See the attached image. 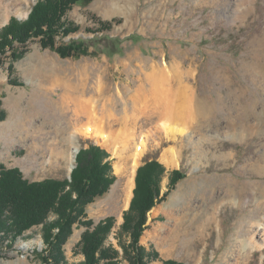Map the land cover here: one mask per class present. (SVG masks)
I'll return each mask as SVG.
<instances>
[{
  "label": "rangeland",
  "instance_id": "obj_1",
  "mask_svg": "<svg viewBox=\"0 0 264 264\" xmlns=\"http://www.w3.org/2000/svg\"><path fill=\"white\" fill-rule=\"evenodd\" d=\"M37 1L0 0L4 7V10L0 9V28L12 16L26 19ZM236 4L237 8H246L248 0H92L88 5H74L66 18L81 29L68 36L58 35V45L105 35L107 32L99 31L100 21L113 20V27L108 31L113 38L104 42L96 40L97 44L90 46L87 55L63 57L56 50L44 47L39 38L31 39L24 46L26 53L21 59L14 60L10 51L4 55L0 66V103L7 117L0 121V168L19 167L27 177L40 180L69 178L80 149L91 143L100 144L80 135L77 139L79 151L70 170L71 130L61 112L68 109L61 104L64 88L71 85L88 89L73 94L84 104L92 100L94 89L98 87L95 99L102 101L99 107L103 121L111 108L120 116L130 108L132 117L137 114L132 106L143 73L170 71L176 80L175 90L180 88L183 95L194 93L193 100L188 98L185 102L184 96L181 100L185 113L176 122L179 128L186 127L188 132L180 142H187L190 134L196 140L202 135L214 136L213 140L208 137L199 148L203 151L198 164L192 159V145L179 142L182 160L175 167L161 161L163 151L172 142L157 145L149 135L148 149L138 169L148 161L161 163L165 172L160 193L161 196L168 193L147 213L146 227L139 239V245L146 251L144 261L146 264H163L169 259L189 264H264V229L257 227L254 243L248 240L246 245L243 241L249 237L250 224L256 218L264 222V206L256 199H250L253 194L257 195V200L264 199L260 191L264 187V173L251 169V159L259 156L264 144V0L254 1L255 9L248 17L234 20L230 18V12ZM241 10L238 12L242 13ZM254 71H260L257 80L253 79ZM230 92L234 94L229 95ZM196 93L218 111L211 123L202 121L205 123L201 130L203 134L194 128ZM247 98L255 102L262 120L251 119L257 123L256 133L254 137L244 139L238 134L239 119L230 123L228 113L236 116L247 105ZM70 110L77 116L74 105ZM143 118L125 129L119 121H112L115 122L113 128L118 132L122 129L125 133L135 131L140 134L152 129L158 120L157 117ZM75 122L87 123L88 120L81 114V120ZM233 127L239 130L235 131ZM101 147L110 154L107 159L115 181L106 193L96 196L87 205L86 218L96 225L107 217H114L105 245L120 251L121 264H130L125 258L130 252L126 254L125 250H132V239L123 224L124 214L135 194L138 169L132 190L130 159H119L112 154L111 148ZM222 151L230 152V157L227 154L218 157ZM116 166L120 167L119 171ZM175 170L181 171L182 176H177L169 190L171 174ZM227 180L234 182L235 190L231 194L234 197L229 198L230 194L221 189L223 181ZM214 204L218 220L206 228L204 238L193 240L196 230L193 228L190 232L192 226H189L190 235L184 234L177 239L172 254L164 252L167 245L162 243L163 233L155 231L153 237L144 239L147 230L174 225L170 215L173 209L183 207L189 213L179 227L183 230L196 220V215L199 220L201 215L213 210ZM154 209L158 210L156 215ZM86 228L75 224L70 239L63 245L67 264L84 260L78 245ZM42 230V225L32 227L11 246L10 239L0 241V264H53L43 258L46 245Z\"/></svg>",
  "mask_w": 264,
  "mask_h": 264
},
{
  "label": "trees",
  "instance_id": "obj_2",
  "mask_svg": "<svg viewBox=\"0 0 264 264\" xmlns=\"http://www.w3.org/2000/svg\"><path fill=\"white\" fill-rule=\"evenodd\" d=\"M92 0H38L26 19L12 16L0 28V66L4 55L10 51L12 58L21 59L25 47L33 38H39L44 47L56 50L61 56L89 54L90 46L112 39L108 33L113 20L100 21L99 31L105 35L74 39L67 45H58L57 36H68L81 27L68 21L66 16L74 5H88ZM7 117L0 103V121ZM110 154L100 145L91 143L77 154L71 179L45 178L30 180L19 167L0 168V241L9 240L11 246L23 232L42 225L46 245L44 260L53 264H67L63 245L70 239L75 224L87 227L79 242L84 260L77 264H121L120 251L105 245L114 223L107 217L94 225L87 219V205L96 196L103 195L115 181L111 174ZM165 167L156 160L143 164L137 172L135 194L125 212L123 226L131 235L130 247L125 250L130 264H146L144 246L139 239L146 227L147 213L168 192L161 196V180ZM169 190L173 188L181 171L171 174ZM94 225V226H93ZM134 252V253H133ZM133 253V254H132ZM163 264H189L169 259Z\"/></svg>",
  "mask_w": 264,
  "mask_h": 264
},
{
  "label": "bare ground",
  "instance_id": "obj_3",
  "mask_svg": "<svg viewBox=\"0 0 264 264\" xmlns=\"http://www.w3.org/2000/svg\"><path fill=\"white\" fill-rule=\"evenodd\" d=\"M254 1L255 0H248V4L246 8H244L243 6L237 8L238 5L236 4L234 11L232 10L230 12L231 13L230 18L232 17V19L236 20L243 16L248 17V15L255 9ZM2 3L0 2V9L2 8L4 10ZM240 9H242L241 10L242 13L238 12ZM7 20L8 18L5 20V22ZM258 72L260 73V71ZM258 72L256 71L253 72L254 80H257V77L259 76ZM180 79L178 78V80ZM175 81H176L175 77L173 76V74H171L170 71L153 70L150 73L144 72L143 77L140 79L138 88L136 89L137 93L135 95V99L133 100L134 102H133L132 108L136 110L135 112L137 114L131 117L129 114L130 108H127L125 109L124 114L120 116V115H117V113L114 111L113 108H111L105 115L106 117L105 121H103L102 117H100L99 105L102 101L98 99L100 101L99 102L98 100L96 101L95 99V95L99 93L98 87L94 89L95 95L92 98V100L89 101V103L85 102L84 104H82L83 102L81 100H78L77 97H75V95L73 94L86 92L88 89L84 87L80 88V87L71 86V85L66 86V88H64L66 90L61 95V104H63V106H66L68 109H62L61 112L67 119L68 128H70L71 130L70 137H69L70 142H71V158L69 162L70 170L74 166L75 155L79 149V143L77 139L78 137H80V135L86 136L87 138L94 139L96 143L100 144L101 146L105 148H111L112 154L115 155L119 159H125L126 157L130 159L129 177L131 179L130 183L132 185L131 187L132 190L135 186V175H136L137 169L140 163L142 162L143 157L145 156L147 152L148 140L150 139L149 138L150 136L153 137L157 145H160L161 143H164V142H172L163 151L162 156H161V161L167 166L178 167V165L181 163V160H182V151L178 149L177 145L180 142V138L186 137L188 130L186 129V127L179 128V126L177 125L178 122L176 121H177V118L180 117L184 112L182 108L183 104L181 103V100L183 99L182 97L184 96V99L186 98L185 100L183 99L185 102L188 98H191L193 100L194 93L192 92L190 95L188 94L183 95L184 92L180 90V88L175 90L174 89ZM187 86L188 85H186V87ZM93 88L94 87L89 88V91L90 90L92 91ZM232 94L234 93L233 92L229 93V95H232ZM177 99L180 102H178ZM247 99H249V101L247 100V105H245V108L241 110L240 112H238L236 116H233L231 113H228L231 115L230 119L228 118L230 120V123H235L236 120L239 119L240 124H241V126L239 127L240 131H238L239 129H237L236 127H233V129L236 128L235 131H238V134H240L241 137L244 139L252 138L254 137L256 133L255 129L257 127L256 125L257 123L253 122V120L251 119L253 118L257 119V121L262 120L261 113H259L256 110V105L254 104L255 102L253 103L252 101H250V98H247ZM71 103L74 105L75 114L77 116L71 113L70 107L73 106L71 105ZM194 105L195 107H194L193 113L196 119V124L194 128L196 131H199L202 133L201 130L203 129V126L205 124L202 121L205 120L207 123L209 122L211 123L213 121L212 119L215 118L216 116V112L218 111L216 108H213L210 103L208 104L205 98L203 99L197 93L195 94ZM188 108L191 109L190 103L188 104ZM151 109L154 111H152ZM149 110L152 112L147 114ZM81 114L86 115V118L88 120L87 123L77 124L75 122L76 120H81ZM143 117L144 118L146 117L145 118L146 120H152L154 117H157L158 120L156 121V124H153L154 127L152 129L141 131L140 134H136L137 132L135 131L131 133H128V132L125 133L122 131V129L127 128L132 122L137 123L138 120L142 119ZM112 121H115V122L119 121V123L122 124L121 125L122 129L120 130V132H118L117 130H114L113 125L115 122H112ZM135 125H138V124H135ZM146 131H148L149 134H146ZM213 136L214 135H208V137H210L211 140H213ZM208 137H206L205 135H202V137L196 140V138L193 137L192 134H190L189 136H187V138L189 139L187 140V142H184L183 140H181V142L183 141L182 145H185V143L192 145L193 147L192 159L195 160L197 164L201 162L200 160L202 156L201 152L203 151V150L200 151L199 148L204 146L205 141L209 139ZM226 154L229 158L230 152L228 151L227 152L222 151V153L217 154V156L218 157L221 156L223 158ZM116 167H117V171H119L120 167L119 166H116ZM251 169L253 171H257L259 174L264 173V144L262 146V151H260L259 156L257 158L251 159ZM230 180L223 181L224 185L221 186V189H223L225 192L227 191L230 194L229 198L234 197L231 194L235 190V187H233L234 182ZM259 188L260 187H258L257 189ZM260 191L264 194V187H262ZM252 196L253 197H250V199H253V200L256 199L255 201L261 203L260 205L264 206V199L257 200L258 199L257 195L254 196L253 194ZM213 200L214 199H212L211 201ZM241 202L242 201H240V203ZM215 207L216 205L214 204V207L212 208L213 210L204 213V215H201V218H199V220H198V217H196L197 215L195 216L194 214L195 216L194 219L196 220L191 221V225H188V227H186L183 230L180 229L179 227H181V225L184 224L185 222L184 219L187 218L189 213L186 211V208H183V207L173 209L170 212V215L172 216L171 218H173V220L175 221L174 225L171 226L170 224H167L165 226H157L155 227L154 230H147L145 232L144 239L147 240L149 237H153L155 234V231H159L160 233H163L164 239L162 243H164L165 246L167 245L166 248L164 249V252L167 254H172L175 248L174 244H176L177 239L179 237H183L182 235L184 234L185 235L188 234L187 237L190 235L189 226H192L190 227V232H191V229L193 228H195L196 230V233L192 238L193 240L196 237L198 238L205 237L206 228L208 226H211L218 220V212H216ZM153 213L154 215H156L158 213V210L154 209ZM257 227H259L260 229H264V222H261L260 218H256L255 222L250 224V228H249L250 235L248 238H245L243 240L246 245L248 244V240H251V243H254L253 237L256 233Z\"/></svg>",
  "mask_w": 264,
  "mask_h": 264
},
{
  "label": "crops",
  "instance_id": "obj_4",
  "mask_svg": "<svg viewBox=\"0 0 264 264\" xmlns=\"http://www.w3.org/2000/svg\"><path fill=\"white\" fill-rule=\"evenodd\" d=\"M24 175H25V173H24ZM26 176V175H25ZM27 177V176H26ZM27 178H29L30 180H40V179H36V178H34V177H27Z\"/></svg>",
  "mask_w": 264,
  "mask_h": 264
},
{
  "label": "water",
  "instance_id": "obj_5",
  "mask_svg": "<svg viewBox=\"0 0 264 264\" xmlns=\"http://www.w3.org/2000/svg\"><path fill=\"white\" fill-rule=\"evenodd\" d=\"M78 151H79V149H78ZM78 151H77V152H78ZM69 178H71V174H70V177H69Z\"/></svg>",
  "mask_w": 264,
  "mask_h": 264
}]
</instances>
